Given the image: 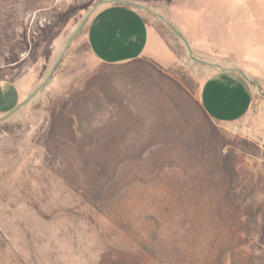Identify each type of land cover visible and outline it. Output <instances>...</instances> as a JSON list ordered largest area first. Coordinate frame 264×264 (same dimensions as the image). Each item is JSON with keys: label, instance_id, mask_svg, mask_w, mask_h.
<instances>
[{"label": "rangeland", "instance_id": "1", "mask_svg": "<svg viewBox=\"0 0 264 264\" xmlns=\"http://www.w3.org/2000/svg\"><path fill=\"white\" fill-rule=\"evenodd\" d=\"M98 1L0 0V101L45 79ZM129 1L153 11L139 8L168 66L102 63L83 26L2 111L0 264H264V66L236 68L247 113L213 121L198 102L210 65L154 14L212 63L264 51V0Z\"/></svg>", "mask_w": 264, "mask_h": 264}, {"label": "crops", "instance_id": "2", "mask_svg": "<svg viewBox=\"0 0 264 264\" xmlns=\"http://www.w3.org/2000/svg\"><path fill=\"white\" fill-rule=\"evenodd\" d=\"M84 34L90 52L107 65L125 64L141 58L168 66L170 49L164 37L149 22L142 11L129 3L107 2L97 5L84 24ZM210 65V71L202 81L199 105L207 116L216 122H233L241 119L248 111L253 92L237 67L264 66V51H222V58ZM224 61L222 64L219 60ZM239 62V63H233ZM255 63V64H254ZM14 95L0 101L2 111L13 109L20 101L21 90L17 81ZM5 93V92H4ZM3 117V116H2Z\"/></svg>", "mask_w": 264, "mask_h": 264}, {"label": "water", "instance_id": "3", "mask_svg": "<svg viewBox=\"0 0 264 264\" xmlns=\"http://www.w3.org/2000/svg\"><path fill=\"white\" fill-rule=\"evenodd\" d=\"M107 2H124V3H129V4H132L138 8H141V9H145L147 11H150V12H153L148 6L144 5V4H141V3H136V2H132V1H129V0H100L98 1L96 4H94L90 10L87 12V14L82 18V20L80 21V23L78 24L76 30L74 31V33H72V35L68 38L67 40V44L64 48V50L61 52V54L59 55V57L57 58V60L54 62V64L52 65V68L50 69V71L48 72V74L46 75L45 79L39 83V85H37L33 91L24 99L22 100L21 102H19L13 109H11L8 113H6L2 118H5L7 117L11 112L17 110L19 107H21L22 105L26 104L48 81L49 79L52 77V74L53 72L55 71L58 63L60 62L61 58H62V55L65 51V49L68 47V45L70 44V42L78 35V33L81 31V29L83 28L88 16L90 15V13L92 12V10L97 6V5H100V4H103V3H107ZM155 15H157L159 18L163 19L166 23H168V25L170 26V28L174 31V33L183 41L185 47L187 48V51H188V54L189 56L195 60V61H198V62H204L206 64H209V65H216L218 67H220L218 64L216 63H211V62H208V61H205L203 59H200V58H197L195 57L193 54H192V49L187 41V39L182 35V33L176 29L167 19L164 18V16H162L161 14L159 13H154ZM238 70V69H236ZM242 75L243 72L238 70ZM244 77L246 79H249L247 76L244 75Z\"/></svg>", "mask_w": 264, "mask_h": 264}, {"label": "trees", "instance_id": "4", "mask_svg": "<svg viewBox=\"0 0 264 264\" xmlns=\"http://www.w3.org/2000/svg\"><path fill=\"white\" fill-rule=\"evenodd\" d=\"M203 112L205 113V111L203 110ZM206 114V113H205ZM206 116H207V114H206ZM208 117V116H207Z\"/></svg>", "mask_w": 264, "mask_h": 264}]
</instances>
